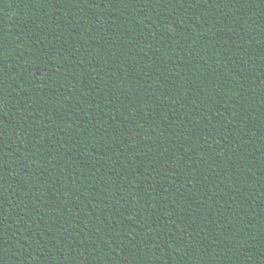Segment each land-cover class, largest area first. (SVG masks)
<instances>
[{"label": "trees", "instance_id": "trees-1", "mask_svg": "<svg viewBox=\"0 0 264 264\" xmlns=\"http://www.w3.org/2000/svg\"><path fill=\"white\" fill-rule=\"evenodd\" d=\"M0 264H264V0H0Z\"/></svg>", "mask_w": 264, "mask_h": 264}]
</instances>
